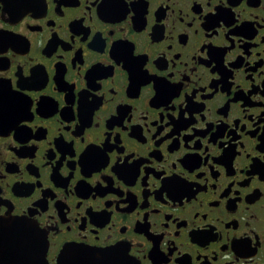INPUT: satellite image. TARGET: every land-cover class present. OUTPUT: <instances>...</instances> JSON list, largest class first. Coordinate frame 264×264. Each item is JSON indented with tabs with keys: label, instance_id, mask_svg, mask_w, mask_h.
<instances>
[{
	"label": "flooded vegetation",
	"instance_id": "obj_1",
	"mask_svg": "<svg viewBox=\"0 0 264 264\" xmlns=\"http://www.w3.org/2000/svg\"><path fill=\"white\" fill-rule=\"evenodd\" d=\"M67 249L264 264V0H0V252Z\"/></svg>",
	"mask_w": 264,
	"mask_h": 264
},
{
	"label": "water",
	"instance_id": "obj_2",
	"mask_svg": "<svg viewBox=\"0 0 264 264\" xmlns=\"http://www.w3.org/2000/svg\"><path fill=\"white\" fill-rule=\"evenodd\" d=\"M48 247V244H47ZM74 253V251H70V249H67V251H65L63 254L61 253L59 260H58V264H78V261H76L74 258H65L67 256V254H72ZM46 253H43V256ZM43 258V257H42ZM0 264H16L14 262H12L9 258H8V253L6 251L1 250L0 252ZM41 264H48L47 261H44V258L41 259Z\"/></svg>",
	"mask_w": 264,
	"mask_h": 264
}]
</instances>
